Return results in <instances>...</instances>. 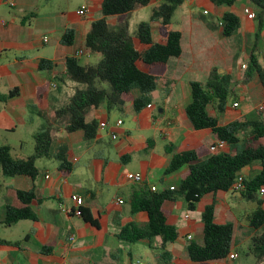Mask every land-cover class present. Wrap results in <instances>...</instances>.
I'll return each instance as SVG.
<instances>
[{
	"label": "crops",
	"instance_id": "0c3cea01",
	"mask_svg": "<svg viewBox=\"0 0 264 264\" xmlns=\"http://www.w3.org/2000/svg\"><path fill=\"white\" fill-rule=\"evenodd\" d=\"M8 1L0 0V124L8 131H15L16 124L27 126L30 114L29 120H35L30 128L33 152L34 134L46 125V119L52 121L54 110L72 92L71 83L63 84L56 79L65 74L66 59L80 60L84 55L99 58L86 51L84 42L91 23L103 16L102 0H13V5ZM239 1L230 7H218L210 0H184V7L180 8L181 5L173 18L181 31L182 53L170 58L166 66L157 68L159 79L150 93L151 107L147 104L135 111L133 102L128 101L122 113L97 109L93 116L105 126H98L91 140L84 139L82 131L65 132L55 125L50 156L36 160L38 173L33 180L26 175L4 176L0 169V264H134L135 261L147 264L139 242L146 243L155 264H198L189 258L187 245L191 241L203 245L201 213L208 204L214 206L215 222L234 225L231 253L237 257L232 260L227 256L207 264H237L240 257L245 261L243 264H254L252 256L244 257L243 253L256 233L246 219L256 204L245 201L233 189L204 195L193 211L187 209L181 198L166 200L163 209L168 214L167 221L176 227L178 235L164 249L160 248L159 237L151 242L130 241L120 233L129 223L142 227L147 222L145 213L130 211V197L140 182L129 181L126 173H141V184L155 186L157 191L177 186L188 167L164 174L172 155L185 150L205 154L218 141L211 129L189 126L184 107L190 101L191 81L205 82L213 68L231 77L233 98L218 117L220 125L240 118H264V110L258 109L259 105L264 106V88L256 76L243 82L241 66L246 63L239 64L234 59L241 48L233 40L256 29L254 20L239 9ZM156 3L153 0L128 16H109L106 20L113 25L121 23L142 8L147 7L150 12ZM82 6L86 8L80 14ZM227 10L240 17V28L234 35L220 37L217 31L207 27L203 18L219 19ZM158 25L157 21L151 22V35L153 41L162 43ZM69 31L72 42L66 44L63 35ZM227 38H233L231 43L224 41ZM40 61H45V67L39 68ZM224 63L226 66L221 68ZM150 70L156 72V69ZM10 91L14 95L7 97ZM137 94L133 91V98ZM234 102L237 107L233 106ZM118 120H121L119 125ZM160 141H165L163 146ZM260 141L264 145V137ZM5 144L11 147L15 157L32 154L19 157L14 144L0 142ZM15 145L22 149L23 141ZM220 151L232 153L236 148L225 145L215 152ZM58 153H64L70 164L68 173L59 170L55 158ZM258 169L259 165L254 164L241 173L246 178ZM18 190L34 192L36 199L29 205L35 218L7 224V207L23 205L17 196ZM72 194L82 198L81 205L89 210L97 226L75 214L77 205L70 198ZM258 198L264 208V196L258 195ZM240 206L242 211L237 213ZM242 244L246 249L240 254L238 248Z\"/></svg>",
	"mask_w": 264,
	"mask_h": 264
},
{
	"label": "trees",
	"instance_id": "16d2710c",
	"mask_svg": "<svg viewBox=\"0 0 264 264\" xmlns=\"http://www.w3.org/2000/svg\"><path fill=\"white\" fill-rule=\"evenodd\" d=\"M152 1L102 0L103 16L91 23L84 42L86 51L99 58L95 62L84 63L76 57L66 59L65 74L56 79L63 84L71 83L72 92L54 110L52 121L45 120L44 130L39 129L34 134L32 154L18 158L13 155L9 145H0V169L4 176L26 175L33 180L38 173L36 160L50 156L55 125L65 132L82 131L84 139L91 140L99 126L98 120L93 116L97 109L104 108L107 113H122L128 101L133 102L135 111L150 103V93L155 90L159 79L157 68L166 66L170 58L179 57L182 53L181 31L174 25L173 18L184 0H158L151 8L148 21L138 22L131 31L127 18L115 25L107 22L106 18L121 14L128 16ZM235 1L210 0L218 7H230ZM249 1L256 7V30L252 33L253 45L247 55L242 81L256 76L264 88V49L260 50L258 47L261 32H264V0ZM152 21L158 22L159 33L164 42L153 41ZM203 21L208 28L217 31L220 37L236 34L241 24L240 17L228 10L219 19L208 16ZM63 42H72L71 31L63 35ZM40 62L39 68L45 67V61ZM151 68L156 69V72L151 71ZM230 80L229 75L214 68L205 82L191 81L190 101L185 105L184 111L192 129L209 128L218 140H224L226 145L236 148V151L213 152L210 146L205 154H199L196 150L175 152L164 174L175 172L183 166L188 167L187 173L172 189L157 191L146 183L136 185L129 200L130 211L145 213L147 222L142 227L133 223L122 227V237L130 241L145 239L149 242L159 237L160 248L164 249L178 235L176 227L167 221L168 214L163 209L166 200L181 198L187 209L193 211L204 195L232 189L237 175L244 168L257 164L258 171L243 178L242 189L239 191L242 199L256 204L246 215L249 225L256 233L243 256H252L254 264L264 261V208L263 201L258 198V189L264 186V145L260 141L264 137V123L262 119L247 118H240L226 125L218 123V117L233 98ZM133 91L138 92L135 98L132 96ZM13 95L14 91H10L7 97ZM239 144L241 148L237 149ZM55 158L61 172L68 173L71 170L64 153H58ZM17 196L23 205L7 207V224L35 218L29 205L36 199L34 192L18 190ZM79 211L84 220L97 226L88 209L80 205ZM201 222L203 245L189 242V258L198 264L226 258L231 253L234 225L231 222H215L213 204L204 207Z\"/></svg>",
	"mask_w": 264,
	"mask_h": 264
},
{
	"label": "rangeland",
	"instance_id": "374dc122",
	"mask_svg": "<svg viewBox=\"0 0 264 264\" xmlns=\"http://www.w3.org/2000/svg\"><path fill=\"white\" fill-rule=\"evenodd\" d=\"M237 5L239 6V9L244 13V8L248 7L251 11L252 8L256 9V7L249 1V0H240ZM184 7V5H182L180 8ZM187 6L185 5V8ZM254 12V11H253ZM149 8L145 7L142 8V10H139L137 13L133 12V14L130 16V18H128V23H129V28L130 30H133L134 26L137 24V22L139 21H148L149 19ZM255 26H256V19L253 18ZM256 30V29H255ZM229 43H231V40H233V38L230 40V38L225 39L224 41H228ZM253 36L252 33H245L244 36H240V38H235L233 41H236V43L240 46V50L237 52V56H234V59L237 60V62L240 64L241 62L247 63V55L249 50L251 49L252 45H253ZM258 47L260 50L264 49V33L261 32V40L258 42ZM95 56L92 55H84L80 58V62L84 63L87 61H91V62H95L96 61ZM260 58V56H259ZM263 61V59H261ZM225 65V63L223 64V66L221 68H223ZM242 67V66H241ZM220 68V69H221ZM234 68V66L232 65V69ZM214 69V68H213ZM244 67H242L241 72H244ZM222 72V69H221ZM231 78V77H230ZM63 87V86H61ZM54 92H57L58 90L54 89ZM243 100L245 101V98L243 97ZM43 107V106H42ZM237 107V106H234ZM211 109V108H210ZM31 117L30 114H28L27 119H28V124L26 125H20V124H16L17 126L15 127V131H8L7 127H5L4 125L0 124V142H3L5 140V142H10L11 144H14L15 147H13L15 150H17V152H19V157H22L23 154H30L32 152L31 149V144L33 142V139L31 137L30 134V128L34 125L35 120L33 119V121L29 120V118ZM34 117V116H33ZM9 120L11 121L12 118L9 116L8 117ZM35 118V117H34ZM36 119V118H35ZM41 121V120H40ZM8 123V121H7ZM42 130H44L42 128ZM23 141V148L19 149L17 147V142L18 141ZM162 146L165 143V141H160ZM247 204L243 205L246 206ZM243 207H239L237 209V213H240L242 211ZM143 244H140V242L138 243V245H140V253L143 257V260L147 263V264H155V258L153 257V254L151 252V250H149V248L147 247L145 242H142ZM240 251V254L242 252V250L246 249V245L242 244L241 247L238 248ZM245 263L243 258H239L237 260V264H243Z\"/></svg>",
	"mask_w": 264,
	"mask_h": 264
},
{
	"label": "built area",
	"instance_id": "2783aa9c",
	"mask_svg": "<svg viewBox=\"0 0 264 264\" xmlns=\"http://www.w3.org/2000/svg\"><path fill=\"white\" fill-rule=\"evenodd\" d=\"M155 1H158V0H155ZM8 3L10 5H13V0H9ZM85 6H82L80 9H79V13L80 14H83L85 12ZM204 13H207V11H204ZM244 14L247 16V18H250V19H253L255 18V12L251 11L248 7H245L244 8ZM79 55L81 54V51L78 53ZM242 67H244V65H242ZM54 85V84H53ZM233 106H237V102H234L233 103ZM147 107H151L150 104L147 105ZM258 109L260 111H263L264 110V106L263 105H259L258 106ZM263 123H264V118L262 119ZM121 124V120H118L117 121V125ZM105 126V123L104 122H101L99 123V127L103 128ZM112 137H115V135L113 134ZM226 145V142L224 140H221L219 139L215 144L211 145L210 149L211 151L215 152L216 150H218L219 148L221 147H224ZM126 178L129 180V181H132V182H141L143 180V176L141 173H126ZM243 174L242 173H239L236 177V180L234 181L233 185H232V189L235 190V191H240L242 189V181H243ZM173 187H171L172 189ZM152 190H156V187L155 186H152L151 187ZM258 195L261 197L264 196V186H261L259 189H258ZM71 200L77 205V209L75 211V214L76 215H79L80 216V211H79V207L80 205L82 204V198L76 194H72L71 195ZM119 203L122 202V200H119L118 201ZM185 217L187 218L188 215H185ZM73 237H71L72 239ZM191 236H188V239H190ZM229 258L230 259H236L237 257V254L236 253H230L229 255ZM134 264H142L140 261H135Z\"/></svg>",
	"mask_w": 264,
	"mask_h": 264
}]
</instances>
